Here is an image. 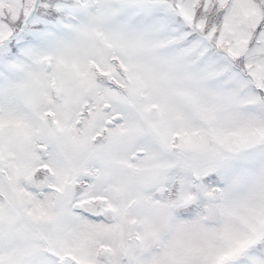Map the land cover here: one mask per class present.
<instances>
[{"label": "snow or ice", "instance_id": "obj_1", "mask_svg": "<svg viewBox=\"0 0 264 264\" xmlns=\"http://www.w3.org/2000/svg\"><path fill=\"white\" fill-rule=\"evenodd\" d=\"M0 264H264V0H0Z\"/></svg>", "mask_w": 264, "mask_h": 264}]
</instances>
